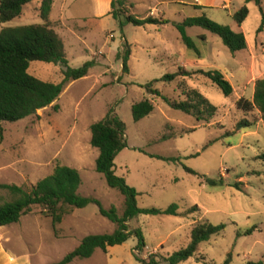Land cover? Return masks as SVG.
Instances as JSON below:
<instances>
[{"label": "rangeland", "instance_id": "374dc122", "mask_svg": "<svg viewBox=\"0 0 264 264\" xmlns=\"http://www.w3.org/2000/svg\"><path fill=\"white\" fill-rule=\"evenodd\" d=\"M230 1L127 0L123 17L115 19L94 17L99 0H53L50 22L64 40L70 66L80 68L88 62L95 66L87 77L68 83L52 106L16 123L0 122V184L31 191L58 166L69 167L81 176L80 195L99 200L105 209H117L122 217L125 199L97 173L99 150L91 144V126L115 110L127 126L129 144L115 160L117 176L140 194V209L177 204L180 213L140 215L130 221L132 231L143 233L146 246L142 250H136L139 239L133 235L122 245L106 252L98 249L92 258L71 264H141L136 257L149 261L152 256L168 264V257L188 247L192 229L207 221L224 225V231L201 243L194 257L182 264H225L228 258L230 264L264 263V160L260 159L264 120L258 110L248 113L237 106L241 98L253 100L250 82L264 76L246 66L245 52L232 54L218 35L188 28L194 43L190 49L177 29L187 19L206 16L244 33L252 49L261 47L264 0L261 7L245 0ZM42 3L28 4L21 17L0 25V30L43 23ZM245 5L250 15L240 27L234 14ZM150 12L168 24L121 27L126 15L142 19ZM126 41L132 54L124 73L121 54ZM181 69L190 75L161 81ZM202 69L223 72L233 94L226 97L216 84L197 74ZM30 74L56 84L64 79L61 65L46 62H33ZM157 80L150 88L158 89L160 97L146 88ZM193 89L216 107L208 123L165 101L183 102L184 93ZM146 99L155 109L136 123L132 107ZM241 121L253 125L238 130ZM14 199L0 189V204ZM195 207L198 210L193 211ZM64 209L68 214L61 223H54L42 207L35 206L18 223L4 228L0 264H4V253L19 258L18 264L57 263L87 236L112 234L117 228L101 216L96 204Z\"/></svg>", "mask_w": 264, "mask_h": 264}, {"label": "trees", "instance_id": "16d2710c", "mask_svg": "<svg viewBox=\"0 0 264 264\" xmlns=\"http://www.w3.org/2000/svg\"><path fill=\"white\" fill-rule=\"evenodd\" d=\"M33 1L35 0H0V25H5L21 17L25 7ZM126 1L113 0L109 15L115 19H121ZM251 2H255L261 7V0H246L247 4ZM52 5L53 0H43L41 6L43 23L41 24L3 27L0 30V122L16 123L52 106L61 97L68 83L87 77L91 68L95 66L93 62H88L80 68L70 66L64 40L50 22ZM249 15L250 11L245 5L234 14V20L239 26H242ZM128 24L136 27L163 26L168 24V21L152 16L140 19L134 15H126L125 22L121 23V27L123 28ZM192 27H200L218 35L232 54L248 48L243 33L235 32L228 26L218 24L206 16H201L187 19L182 24L177 25V29L190 49L194 48V43L187 35V29ZM263 29L264 19L259 32H262ZM131 54V45L126 41L121 54L124 73L128 71ZM198 58L201 59V57ZM33 62L61 65L63 67V81L56 84L34 77L30 74V67ZM197 74L216 84L226 97L233 94V87L223 72L202 69ZM189 75L190 73L181 69L178 74L167 75L161 81L173 82L179 76L187 77ZM157 82L159 80L147 85L146 88L149 94L160 97L161 93L158 89L150 88L152 84ZM184 95L186 100L183 102H174L170 99H165V101L171 108L184 112L200 122L208 123L209 119L215 116L216 107L198 90H189ZM237 106L248 113L258 110L264 120V78L256 80L253 100L241 98ZM154 109V104L148 99L135 104L132 107L134 121L140 122L152 114ZM252 125L250 121H241L237 125V129L250 128ZM91 133V144L99 150V156L96 160L97 173L105 179L111 189L120 192L125 199V211L122 217L119 216L117 209H105L99 200L80 195L78 191L82 183L81 176L77 170L69 167L58 166L52 175L41 180L31 191L14 185L0 184V189L9 191L15 197L11 202L0 204V229L18 223L35 206L42 207L43 213L51 218L54 223H61L64 216L68 214L64 207L84 209L91 204H96L100 209L101 216L117 226L112 234L87 236L74 251L60 262L53 264H71L76 260L90 259L96 250L100 249L106 252L111 247L126 243L133 235L139 239L136 250H142L146 246L143 233L141 230L132 231L128 224L130 221L140 215H180L177 204L166 209H140L137 202L140 194L135 188L129 186L124 178L117 176L115 160L123 150L129 147V144L127 126L115 113V110H110L103 120L94 123L91 126ZM260 159L264 160V155H261ZM188 172L196 175L191 169H188ZM211 184L215 185L216 183L211 182ZM197 208L192 210H198ZM224 229V225L214 226L208 221L195 226L191 231V242L188 247L172 254L166 259V262L168 264L187 262L198 252L201 243L209 241L212 236L221 233ZM252 232V230L248 231L246 235H250ZM136 260L141 264H161L154 256L149 261L141 260L139 257H136ZM225 264H230V258Z\"/></svg>", "mask_w": 264, "mask_h": 264}, {"label": "crops", "instance_id": "0c3cea01", "mask_svg": "<svg viewBox=\"0 0 264 264\" xmlns=\"http://www.w3.org/2000/svg\"><path fill=\"white\" fill-rule=\"evenodd\" d=\"M112 1L113 0H99V4L96 7V12H95L94 17L95 18H105V17L111 16V15H109V13L111 12ZM231 2H232V0L229 3H231ZM245 2H246V0H245ZM261 5H262V1H261ZM223 7H227V5L224 4ZM152 14H153V12H150V15H147L145 18L150 17V16L153 17ZM262 32L264 33V29ZM246 40H247L248 48L244 51H241V52H245V54H246L244 56V62L246 63V66L249 67L250 69H253V70L259 69V73L264 76V41L260 40L261 41V43H260L261 47H258L256 45L255 49H252L249 42H248L247 37H246ZM251 76H253V75L251 74L250 77ZM255 82H256V80H253L250 82V84H251L250 88L254 89V92H255ZM253 96H254V94H253ZM4 228H6V227H4ZM4 228L0 229V233ZM2 260H3L4 264H13L14 262H15L14 264H18V262H19V258L11 256L7 253H4V255L2 256Z\"/></svg>", "mask_w": 264, "mask_h": 264}]
</instances>
